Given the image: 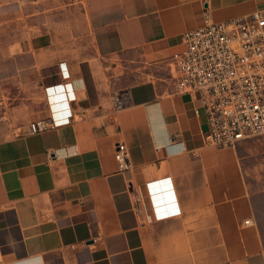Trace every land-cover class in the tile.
Segmentation results:
<instances>
[{
  "label": "crops",
  "instance_id": "obj_1",
  "mask_svg": "<svg viewBox=\"0 0 264 264\" xmlns=\"http://www.w3.org/2000/svg\"><path fill=\"white\" fill-rule=\"evenodd\" d=\"M254 12L264 0H0V99L19 133L0 141V264H264V136L207 145L166 66L206 19Z\"/></svg>",
  "mask_w": 264,
  "mask_h": 264
},
{
  "label": "built area",
  "instance_id": "obj_2",
  "mask_svg": "<svg viewBox=\"0 0 264 264\" xmlns=\"http://www.w3.org/2000/svg\"><path fill=\"white\" fill-rule=\"evenodd\" d=\"M182 43L183 52L166 62L167 79L174 95L199 102L207 126L206 144L225 149L264 136V12L224 23L206 19L202 26L185 33ZM65 122L63 115L58 120L38 121L31 124L29 133ZM114 157L120 172L130 170L123 146ZM151 187L148 183L147 188ZM169 204L174 205L173 199ZM154 212L157 218L178 213L159 211L156 206Z\"/></svg>",
  "mask_w": 264,
  "mask_h": 264
},
{
  "label": "rangeland",
  "instance_id": "obj_3",
  "mask_svg": "<svg viewBox=\"0 0 264 264\" xmlns=\"http://www.w3.org/2000/svg\"><path fill=\"white\" fill-rule=\"evenodd\" d=\"M5 85H0V92H4ZM5 101L0 99V141H3L7 138H10L11 134H19V133H9L7 132V122L4 115Z\"/></svg>",
  "mask_w": 264,
  "mask_h": 264
},
{
  "label": "bare ground",
  "instance_id": "obj_4",
  "mask_svg": "<svg viewBox=\"0 0 264 264\" xmlns=\"http://www.w3.org/2000/svg\"><path fill=\"white\" fill-rule=\"evenodd\" d=\"M66 89H67V88H66L65 85L62 86L61 88H60V87L58 88V91H59V90H60V91H61V90L64 91L65 98H67V91L69 92V90L67 89V91H66ZM61 98H62L61 94H58V99L60 100ZM61 105H63V103H60V106H61ZM60 114H61V113H59L58 115H55V118H56V116L59 117Z\"/></svg>",
  "mask_w": 264,
  "mask_h": 264
},
{
  "label": "water",
  "instance_id": "obj_5",
  "mask_svg": "<svg viewBox=\"0 0 264 264\" xmlns=\"http://www.w3.org/2000/svg\"><path fill=\"white\" fill-rule=\"evenodd\" d=\"M163 197H164V196H161V197H157V198L159 199V198H163Z\"/></svg>",
  "mask_w": 264,
  "mask_h": 264
}]
</instances>
